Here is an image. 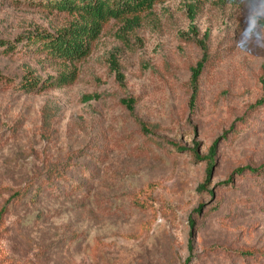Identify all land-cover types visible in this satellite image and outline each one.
<instances>
[{"label": "rangeland", "instance_id": "rangeland-1", "mask_svg": "<svg viewBox=\"0 0 264 264\" xmlns=\"http://www.w3.org/2000/svg\"><path fill=\"white\" fill-rule=\"evenodd\" d=\"M73 19L0 0V39ZM23 42L0 49V264H246L229 250L264 249V167L232 172L264 166V104L249 108L264 0H157L105 21L74 61ZM60 73L64 84L20 87Z\"/></svg>", "mask_w": 264, "mask_h": 264}, {"label": "trees", "instance_id": "trees-1", "mask_svg": "<svg viewBox=\"0 0 264 264\" xmlns=\"http://www.w3.org/2000/svg\"><path fill=\"white\" fill-rule=\"evenodd\" d=\"M34 2V5L45 9L56 10L57 12L66 13L72 16L74 19L68 23L67 26L57 30L55 33L48 32H30L24 36L16 37L12 41L0 39V49L3 52L9 53L15 50L18 42L23 41L24 45L30 46V48L43 52L46 56L54 60L60 61H74L85 56L90 48L92 40L98 34L102 24L110 18L117 19L126 14L140 12L147 9L157 0H30ZM188 10H192L188 7ZM193 14H191L192 16ZM206 38V34L203 35V39ZM18 41V42H17ZM202 55L200 59L190 68V76L188 84L190 87L189 104H193L197 94V78L198 75L207 60L205 53V46L203 41L199 44ZM259 81L263 87L261 96L257 99L249 108H257L264 104V67L260 69ZM68 78L63 73H60L57 77L44 78L41 81L37 78L25 77L22 80L20 87L27 91H33L49 86L61 85L66 83ZM0 83L5 85L11 84V80L0 74ZM127 106H131L127 103ZM142 130H145L144 126H141ZM215 142L209 147L207 156L203 157L206 161L205 175L207 176L210 167L213 165L214 160V148ZM171 146L177 150H184L180 146L171 143ZM194 148L191 149L193 157L198 158ZM264 166L259 167H240L232 172L240 174L244 171L249 173H260ZM229 184V183H228ZM201 184L198 188H202ZM210 193V192H209ZM17 192L12 193L9 199L13 198ZM5 205L0 207V226L2 225V215L5 213ZM194 212H197L194 211ZM189 225H193L192 221H189ZM229 253H233L236 257L249 264L258 258L264 259V249L252 248V247H239L235 250H229ZM184 264V263H182Z\"/></svg>", "mask_w": 264, "mask_h": 264}]
</instances>
